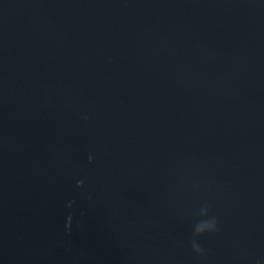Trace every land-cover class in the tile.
I'll return each instance as SVG.
<instances>
[{
	"label": "water",
	"instance_id": "obj_1",
	"mask_svg": "<svg viewBox=\"0 0 264 264\" xmlns=\"http://www.w3.org/2000/svg\"><path fill=\"white\" fill-rule=\"evenodd\" d=\"M0 264H264V0H0Z\"/></svg>",
	"mask_w": 264,
	"mask_h": 264
}]
</instances>
